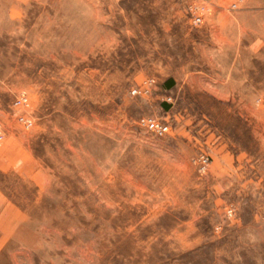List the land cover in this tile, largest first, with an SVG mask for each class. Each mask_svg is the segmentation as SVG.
Here are the masks:
<instances>
[{
    "label": "rangeland",
    "instance_id": "374dc122",
    "mask_svg": "<svg viewBox=\"0 0 264 264\" xmlns=\"http://www.w3.org/2000/svg\"><path fill=\"white\" fill-rule=\"evenodd\" d=\"M0 264H264V0H0Z\"/></svg>",
    "mask_w": 264,
    "mask_h": 264
},
{
    "label": "built area",
    "instance_id": "2783aa9c",
    "mask_svg": "<svg viewBox=\"0 0 264 264\" xmlns=\"http://www.w3.org/2000/svg\"><path fill=\"white\" fill-rule=\"evenodd\" d=\"M140 123L157 135H162L167 131L168 128L167 125L157 121L154 118H141ZM203 161H206V159H204Z\"/></svg>",
    "mask_w": 264,
    "mask_h": 264
}]
</instances>
